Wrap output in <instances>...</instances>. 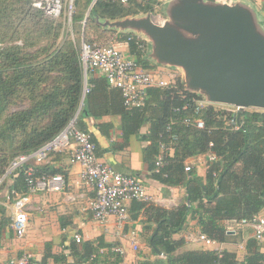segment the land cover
<instances>
[{
	"label": "trees",
	"instance_id": "16d2710c",
	"mask_svg": "<svg viewBox=\"0 0 264 264\" xmlns=\"http://www.w3.org/2000/svg\"><path fill=\"white\" fill-rule=\"evenodd\" d=\"M91 1L93 0H74V5L80 6L83 2L89 4ZM149 1L128 0L127 6L135 3L134 6L148 8L149 6L145 5H148ZM127 6L119 0H94L86 22L91 16L99 19H116L137 13V10L130 8L131 6L125 8ZM75 13L73 14L74 31L76 21H81L84 17L80 11L76 15ZM33 14L44 16L38 24L48 31L52 27L53 20L63 24L61 17L52 19L45 16L41 10L35 9L31 5V0H0V42L7 38L13 25L17 28L23 27L26 20L30 25L24 28L25 36H30L28 28L33 24ZM88 27L89 24L86 29ZM17 32L18 30L14 31V33ZM114 35L112 31L108 38L112 39ZM56 36L57 34H54V38ZM128 36L130 35L124 36L123 40L128 42L129 52H133L136 50V42L134 38L128 40ZM84 40L98 41V39L89 38H84ZM26 45L33 46V42H28ZM12 47L14 48L7 46L0 48V57L3 58L0 61V68L14 66L13 72L15 73L6 81L3 78V69H0V95H5L7 91L5 84H8L7 92L9 93L16 86L21 85V88L28 92L27 99L31 106L14 113L15 120L18 123L28 122L30 119L33 121L35 114L40 119L48 118L47 124L39 129H33L31 126L32 129L27 133L32 132L31 135L17 148L15 155L30 152L54 137L77 111L78 126L84 129L80 124V114L83 106L88 104L90 97L95 98L92 95H96L98 89L101 91L98 94L99 100L103 103L88 112L95 116L108 111L119 114L122 139L125 144L128 143L131 134L138 133L143 124L149 123L146 137L151 144H149V150L145 151V159L149 163L152 176L168 184H185L190 204H196L192 214H198L197 221L202 232L209 238L222 239L226 231L225 227L220 224L222 221L249 219L264 206V110L254 108L241 112L239 116L241 125L238 128H234L229 123L231 113L215 111L212 106L201 110L199 116L204 121L203 128L186 126L181 123L175 124L173 131L177 133V138L171 144L174 154L170 156L165 150L164 165L155 171L154 157L159 152V143L162 139L166 141L169 138L164 128L171 115V107L180 104L182 100L176 97L171 98L169 91L165 88L152 86L147 89L144 106L127 108L123 104L120 90L111 86L105 77L102 79L94 77V73L87 77L89 91L84 94V78L80 66L79 50L70 41L54 53L50 62L49 70L58 67L61 77L56 78L50 86L43 88L41 94H37L39 87L37 79L33 78L36 74L33 70V55L29 53V55L27 53L20 55L19 49L22 48L16 45ZM137 59L142 65L149 66L147 55H138ZM106 87L109 88L108 92ZM157 107L160 111L154 113ZM190 111L179 113L177 116L182 118ZM152 112L153 115H151ZM13 127H16L15 123ZM19 129L25 131L26 127L22 125ZM91 139L95 143L92 135ZM209 152L214 153L216 159L208 162L206 181L202 183L195 175L193 168L189 171L184 170L185 159L199 153ZM151 154L154 155V160ZM37 167L40 171L55 173L43 167ZM5 168L4 166L0 168L2 174ZM11 177L13 178L11 183L6 184L5 182L8 190L16 193L25 192L24 169L18 170ZM132 202L137 203L138 208H144L147 219L156 223L157 228L151 236L152 247L166 255L165 264H211L215 261L220 264H264V252L258 250V242L255 239L246 243L247 254L241 261L236 258L234 252L227 250H222L220 257L217 256L215 250H186L173 255L171 253L180 241L172 240L171 235L182 228L189 213L188 208L181 205L176 210H172L152 203L145 205L144 202L138 200ZM103 246L107 244L98 241L96 246H93L89 242H83L79 251L84 258L91 257L99 247ZM54 257L58 258V256ZM95 259L92 257V261Z\"/></svg>",
	"mask_w": 264,
	"mask_h": 264
},
{
	"label": "crops",
	"instance_id": "0c3cea01",
	"mask_svg": "<svg viewBox=\"0 0 264 264\" xmlns=\"http://www.w3.org/2000/svg\"><path fill=\"white\" fill-rule=\"evenodd\" d=\"M162 1L167 6L170 0ZM204 1L215 6L226 3L244 10L254 30L264 37V0ZM112 31L115 35L111 41L125 53L129 52V44L123 40L124 36L133 35L145 40L150 49L147 54L148 65L159 64L151 55L152 40L143 29L114 27ZM93 75L99 79L104 78L99 72H94ZM106 90L108 92L109 88L106 87ZM97 92L92 95L95 98L90 97L88 104L83 106L80 114V124L94 138L97 155L115 170L142 179L149 196V201H144L145 205L152 203L172 210L185 205L189 210L182 228L171 235L172 240L180 241L171 254L186 250H227L234 252L238 260H243L247 254L246 243L254 238L251 228L240 223V220L222 221L220 224L225 227V234L210 246L200 241H189L190 234L203 233L197 221L198 214H192L196 204H190L184 183L168 184L152 176L149 163L145 159V151L149 150L151 144L146 137L149 123L143 124L138 133L131 134L125 144L119 114L108 111L95 116L88 112L103 103L98 97L101 91L97 89ZM159 111L160 108L157 107L154 113ZM168 153L172 156L174 151L170 150ZM151 156L154 157L153 154ZM70 158V149L54 151L39 165L48 171L61 173L65 179L64 184L61 189L40 190L30 195L26 232L20 238L15 236L11 227V203L19 193L9 191L7 186L0 190V264L16 262L23 254L29 257L28 264H165L166 255L152 247L151 236L157 225L147 219L144 208H138L137 203H128L129 216L122 227L116 225L112 215L108 216L105 222H99L93 217L88 208V201L95 195L94 188L81 182L82 166L72 162ZM185 164L192 166L202 183L206 181V153L187 157ZM12 180L10 176L4 181L9 184ZM255 215L264 216V206ZM75 233L81 237L79 242L73 237ZM131 235H134L136 240L133 246L129 241ZM98 241L107 246L99 247L91 257L84 258L80 254L83 242L96 246ZM257 247L259 251L264 252V240L258 243ZM117 248L122 252L116 250ZM92 257L96 258L95 261H92Z\"/></svg>",
	"mask_w": 264,
	"mask_h": 264
},
{
	"label": "built area",
	"instance_id": "2783aa9c",
	"mask_svg": "<svg viewBox=\"0 0 264 264\" xmlns=\"http://www.w3.org/2000/svg\"><path fill=\"white\" fill-rule=\"evenodd\" d=\"M119 1L124 5H127L128 2V0ZM31 5L52 19L61 17L67 30H73L74 0H31ZM133 38L136 42V50L128 53L115 47L112 39L103 42L81 41L79 58L84 78L83 93L89 91L87 77L91 73L99 72L104 75L111 86L120 90L123 104L127 108L144 106L147 89L152 86L165 88L169 91L171 98L176 97L182 100L180 104L171 107V115L164 128L169 138L166 141L162 139L159 143V152L154 160L155 171L164 165V152L172 150L173 145L171 144L177 138L173 126L181 123L186 126L203 128L204 121L199 116L201 110L212 106L215 111L229 112L232 115L229 123L234 128L241 125L239 116L247 109L246 107L213 102L199 92L186 89L180 67L160 63L152 66L142 65L138 62L137 56L147 55L150 49L145 40L137 36H128V40ZM187 110L191 111L184 117L178 118L179 113ZM96 148L90 132L78 126L77 111L54 137L30 152L15 155L9 161L1 176L2 181L20 169H24L25 173L26 191L16 194L11 203L13 211L11 227L17 238L24 236L26 232L30 195L40 190L61 189L64 184L65 179L61 173L50 174L43 170L40 171L37 167L44 163L54 151L70 149L71 161L81 164V182L94 188L95 195L89 199L88 208L97 221L105 222L108 216L112 215L115 217L116 225L122 227L128 220L129 202L133 200L149 201L142 179L112 168L108 162L97 155ZM206 155L208 162H213L216 159V155L212 152ZM191 168L190 164L184 166L185 171H189ZM240 223L251 228L252 236L258 243L264 240V216L254 215L249 219H241ZM73 237L77 242L81 240L78 233H75ZM188 239L189 241H200L206 245L215 243L214 239L204 233L190 234ZM129 241L133 246L136 241L135 236L131 235ZM116 250L121 251L119 248ZM215 251L220 257L221 250ZM28 263L29 257L26 254L20 256L16 262H11V264ZM211 264L220 263L215 261Z\"/></svg>",
	"mask_w": 264,
	"mask_h": 264
},
{
	"label": "water",
	"instance_id": "95a60500",
	"mask_svg": "<svg viewBox=\"0 0 264 264\" xmlns=\"http://www.w3.org/2000/svg\"><path fill=\"white\" fill-rule=\"evenodd\" d=\"M175 5H170L171 2ZM169 21L127 17L104 22L143 29L158 63L182 69L186 89L206 99L264 110V37L237 6L170 0Z\"/></svg>",
	"mask_w": 264,
	"mask_h": 264
},
{
	"label": "rangeland",
	"instance_id": "374dc122",
	"mask_svg": "<svg viewBox=\"0 0 264 264\" xmlns=\"http://www.w3.org/2000/svg\"><path fill=\"white\" fill-rule=\"evenodd\" d=\"M162 2V0H150L148 5H145L149 6L148 8L134 6L135 3H132L128 6L125 5L127 6L125 8L131 6V9L137 10L136 14H128L116 19H99L98 17L93 18L91 16L87 22V17L89 16L90 9L94 2L91 1L89 4L83 2L80 6H77L76 4L75 15L80 11L84 14V17L81 21H76L75 31H68L65 25L54 20L51 25L52 27L48 31L45 27H41L38 24L44 16L41 15L42 17H40L33 14V24L28 28L30 36H25L24 31V28L30 25L27 20L24 22L23 27L17 28V26L13 25L7 38L0 42V48L5 46L14 48L12 46L16 45L22 48L19 49L20 55L25 53L33 55V70L36 71L33 78L37 79L39 87L37 94H41L43 88L50 86L56 78L61 77L58 67L49 70V66L54 53L58 49L63 48L67 41L72 42L80 53V43L84 38L98 39L99 42H103L107 39L109 40L108 36H110L114 27L105 24L104 22L106 21L113 22L115 20H124L127 17L139 19L149 17L151 21L163 24L164 22L169 21L170 18L167 6ZM171 4L175 5L173 1L170 5ZM21 17H23V15H21ZM88 24L89 27L86 29ZM15 30H18V32L14 33ZM54 34H57L55 38ZM28 42H33V46L26 45ZM1 60H3L2 57H0V61ZM13 67L14 66L0 68L3 69V78L6 79V81L9 77L15 74L13 72ZM5 89L8 91V84H5ZM7 91L5 92V95H0V99H2L0 101V128H3L0 129V168H3V166L4 168L6 167L8 161L15 156L17 148L20 147L31 135L32 132L27 134L32 129L31 126H33V129H39L47 124L48 121V118L40 119L37 114H35L33 115V121L30 119L28 122L22 121L21 123H18L17 120H15V117H13V114L28 109L31 106L30 101L27 99L28 92L24 88H21V85L16 86L11 93ZM252 109L254 108L249 107L246 110ZM13 123L16 124V127H13ZM22 125L26 127L25 131L19 129ZM1 176L2 173L0 172V190L4 189L6 182L1 180Z\"/></svg>",
	"mask_w": 264,
	"mask_h": 264
}]
</instances>
